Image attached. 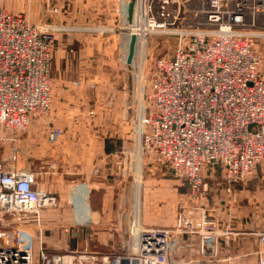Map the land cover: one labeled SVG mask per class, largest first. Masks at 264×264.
I'll return each instance as SVG.
<instances>
[{
    "label": "built area",
    "instance_id": "2783aa9c",
    "mask_svg": "<svg viewBox=\"0 0 264 264\" xmlns=\"http://www.w3.org/2000/svg\"><path fill=\"white\" fill-rule=\"evenodd\" d=\"M42 2L48 18L63 9L75 11L87 0ZM103 11L110 19L115 12L119 21L117 27L96 33L109 34L104 38L115 62L126 67L129 34H134L131 67L147 69L144 81L140 78L143 85L147 78L140 110L137 103L134 114L135 147L194 194L207 190L205 181L214 177L215 169L228 195L236 185L245 186L264 166V0H121ZM42 27L29 23L25 13L0 5V144L16 143L31 122L52 109L54 29ZM166 37L172 38L170 56L160 46ZM151 38L157 41L155 48L148 47ZM145 51L147 59L140 54ZM130 121L124 120L125 129ZM60 134L59 129H49L47 139L55 143ZM42 168L50 167L24 171L0 162V264H34L36 257L41 264H185L172 261V251L183 238L191 240L187 245L198 250L199 258H216L220 247L254 239L256 248L244 256L264 264V229L222 224L217 209L203 206L193 208L192 216L180 213L162 226H142L131 216L121 252L83 246L50 258L39 237L35 254L34 216L57 201L38 185ZM98 171L96 167L93 175ZM83 227L90 231L101 225ZM108 227L116 233L119 214Z\"/></svg>",
    "mask_w": 264,
    "mask_h": 264
},
{
    "label": "rangeland",
    "instance_id": "374dc122",
    "mask_svg": "<svg viewBox=\"0 0 264 264\" xmlns=\"http://www.w3.org/2000/svg\"><path fill=\"white\" fill-rule=\"evenodd\" d=\"M121 0H101V1H94V0H87V3L84 2L79 3L75 6V11L73 9L63 12L59 11L58 13L51 14L53 17L46 18L44 16L46 12V8L42 0H37L31 2L30 4H23L20 0H0V5L5 7L7 10L12 11L14 13L23 12L26 15L27 21L31 24L40 26L50 25L53 26L51 34L53 35L54 43L53 49L54 52L56 47L61 46L62 39L64 36H67L70 33L71 38L75 36H83V37H98L103 38L105 44L107 45V40L104 38V33L102 35L96 34L99 30H104L105 28L109 27H117L116 21L119 24L118 19L115 17V12H111V19L109 18L110 14L104 12L106 5L112 3L113 5H118ZM105 15V16H104ZM94 23V24H93ZM87 24H90L88 26ZM90 27V30L85 29ZM63 28H69V31L62 30ZM96 28L94 31L93 28ZM118 34H120L118 32ZM109 35V34H108ZM134 34H129V40L131 36ZM110 40L113 39V36H108ZM119 38V36L117 35ZM69 38V37H68ZM171 37H166L165 39L160 40L161 49H164L168 56L171 55L172 50L171 48ZM86 43V41H84ZM130 41L128 42L129 45ZM159 43V42H158ZM157 41L154 38H151L148 47L155 48L157 46ZM82 50H85L83 48ZM107 50V54L103 57V64L107 67L110 63V76L112 79L111 82H114L113 87L117 88V93L112 92L108 94L110 98H112L113 103L119 110V116L113 117V119H117L122 122L123 126L122 129L120 128L119 138L120 136H124V132H128L130 142V152H127L126 146L124 143L118 142L112 145V149H115L117 161L120 163L117 164L116 168L114 169L115 172L113 177H111L104 186L94 192L92 195L89 196V203L91 205H101V204H112L118 203L119 207V227L117 228L116 235L118 239L117 249L120 250V244L123 239L127 238L128 232L130 231V225L132 222V217L137 220V223L142 226H162L169 224L174 216H179L180 213L187 214L188 216L194 215L192 210L193 208H197L199 206L203 207H212L217 209V213L219 219L222 224L230 223L233 224L237 228L243 229L242 226L239 227L241 223H243L244 218L247 221L251 220V222H255L256 224L262 223L264 219V166L258 168L254 176L246 183L244 187V191H241V187H235V192H231L228 195L223 189V182L221 177L220 170H214L213 178H207L206 189L205 191H200L197 193H192L189 189L188 185L178 178H175L171 175V173L164 169V167H160L159 163L153 160V158H149L144 153H140V150L135 147V136L136 133V126L134 121L135 120V112L137 107V90L142 92L143 88L146 86L147 78H145L144 85L140 82V78L144 81V76L147 74V69H141L133 65L131 67V77H132V111L131 114L127 115L126 112V98L128 95L127 89V70L123 64H117L115 59L112 58V54H114L111 48L106 47L104 51ZM128 51V46H127ZM52 52V56L53 53ZM142 56H147V51L144 53L141 52ZM141 58V55H140ZM137 57L135 58L136 61ZM147 59V57H146ZM102 61V60H101ZM105 62V63H104ZM106 64V65H105ZM137 65V63H135ZM109 76V74H106ZM139 76V80L135 78V76ZM118 85V86H117ZM138 86V87H137ZM141 87V88H140ZM55 98V97H54ZM53 98V104H54ZM53 106L50 112H52ZM49 113L41 115L36 121L31 122L27 128V131H30L31 136H34V133L37 136V143H44L45 150L41 151L48 153H53L52 158L49 157V160L46 164L42 166H49L50 168H44L38 170V177L37 182L39 187L45 192H51L52 194L57 196L56 205L53 207H45L40 209L38 215L34 216V223H33V232L31 231V235H33L34 239L32 241V245L35 249L39 243L40 238L45 233L51 235H56V241L60 240L62 237V233L64 234H77L74 235L75 237L80 238L81 235H78L76 230H68L65 227H59L62 222H54V220L59 219L60 216L63 215L61 206L62 203V196L60 191L62 188L59 186L61 182L64 180L79 182L81 181L80 178L75 173H79L77 170V165H71L66 167L69 160L74 162L75 164L81 162V157H89L93 154H98L96 148L89 149V148H80L74 145L72 149H67L66 152H62L61 142L69 135L77 136V133H71L63 137V125L59 122L54 126H45L46 120H48ZM124 120H131L129 122L128 128L125 129ZM38 125H40L38 127ZM42 125L44 126L43 134L41 132ZM37 128V129H36ZM51 128L59 129L62 131L58 140L55 143H50L47 139L48 130ZM26 131V132H27ZM26 132L20 134L17 138V141L20 138H23L27 142ZM9 142V140H6ZM15 145L14 142L5 143L0 148L1 157L2 155H6L8 152L12 153L14 146H16V151L19 150L20 143ZM14 144V145H13ZM12 146V148H11ZM37 146V145H36ZM89 147V145H88ZM32 149L25 148V153L20 156L18 155V159L15 161L6 162L7 168H16L18 170H31L33 171V166L30 165V162L35 159V156H31ZM104 150V149H103ZM27 151V153H26ZM84 151V152H83ZM109 153V152H108ZM26 154V155H25ZM134 154H137L138 157V165L136 161L131 159V157H136ZM9 155V154H8ZM115 155V154H114ZM65 156V157H63ZM25 157V158H24ZM80 158V159H79ZM125 158L131 159V166H130V176H129V194H130V207L126 219V223H122V213L124 208V193L126 188V176H125ZM58 160H61L59 163ZM123 160V161H122ZM46 161V160H44ZM39 163V162H38ZM64 166V167H63ZM41 167L38 166L35 169ZM97 165L93 168L96 170ZM92 171V173H93ZM99 172V171H98ZM98 174V173H97ZM107 185V187H106ZM74 202L73 197L70 199ZM84 202L86 201L83 198ZM67 202V201H66ZM75 203V202H74ZM82 203V202H81ZM85 203H88L87 201ZM42 213V214H41ZM96 214H94V217ZM104 215V214H103ZM42 216H46L48 220H44ZM132 216V217H131ZM87 220H90L89 225L98 226L103 225L104 222L94 220L89 218L86 215ZM95 221V222H93ZM97 221V222H96ZM81 223H84L83 221ZM59 227V228H58ZM93 230L88 231V234H95L98 235L101 233V228H92ZM36 230V233H35ZM54 237V236H53ZM42 241V247H45V244ZM53 241V242H56ZM191 240L183 238L180 241V247H177L178 250L172 251V261L184 262L185 264H256L254 258L252 256L244 257L242 259H233L231 261H220L222 258L221 255H218L216 258H199L198 250L192 247H188L187 243ZM58 243V242H57ZM196 244V242H194ZM231 244V243H230ZM39 246V245H38ZM57 246H60L57 244ZM231 246V245H230ZM229 246V248H230ZM196 247V246H195ZM82 248V247H80ZM89 248V247H88ZM72 250V248L70 249ZM195 250V251H194ZM117 251V250H116ZM61 255V254H60ZM174 257V258H173ZM34 264H41L39 259L36 257Z\"/></svg>",
    "mask_w": 264,
    "mask_h": 264
},
{
    "label": "crops",
    "instance_id": "0c3cea01",
    "mask_svg": "<svg viewBox=\"0 0 264 264\" xmlns=\"http://www.w3.org/2000/svg\"><path fill=\"white\" fill-rule=\"evenodd\" d=\"M70 35L71 34L68 33L67 36H64L61 46L58 45L53 52L51 78L54 83L55 98L53 110L50 112L49 116H47L48 120H46L45 126H54L60 122L63 125V137H65L67 133H77V136L69 135L67 139L64 138L61 142L60 145L63 153L66 152L67 149L74 148L73 146L76 145L84 149L96 148L98 154H93L89 157H81L80 164H75L71 160L66 162V167L71 165L78 166L77 170L79 174L77 176L81 181L73 182L64 180V182L59 184L62 188L60 193L63 200V205L61 206L63 215L60 216L59 219L54 220V222H62L59 227H67L70 231H80L78 235L82 237L77 239V237L74 236L77 234L62 233L61 239L56 241V235L48 236L50 234L45 233L41 238L44 241L45 250L50 258L55 255L63 254L66 249L69 248L73 249L75 247L80 248L87 246L96 250H112L117 249L118 245L116 233L108 229V226H111L112 222L117 221V214L119 212L118 203L112 204L111 206L110 204L93 206L89 203V196L96 192L99 187L101 188L111 180L110 178L113 177L115 172L114 169L117 164L120 163L117 161L118 157L116 153H114L115 149L113 152L106 151L107 144L111 147L115 142L119 141L122 143L123 141V137L120 136L119 138L118 134L123 124L121 121L115 118L113 119V117L119 116V110L116 107L117 105L115 106V103H113L112 98L108 95L112 92L117 93V88L113 87L114 82L110 81L112 79L110 76V63L105 67L103 64V57H101L107 54V50H104L108 45L105 44L103 38H98L96 36L90 38L75 36L71 38ZM84 41H86V43H84ZM83 48H85V50H82ZM106 74H109V76ZM136 97L138 110H140L141 97L139 94H137ZM39 126L40 125H38V127ZM43 130L44 126L42 125V134ZM25 135L27 137V142L23 138L17 141V143H20V152L19 150L16 151V146H14L12 153L8 152L1 157L0 151V162L3 163L5 167L8 160L9 162L12 160L16 162L18 159L17 156H21L22 153H25V148L27 151L28 149H32V151L30 150L31 156H35V159L30 162V165L33 166V170L40 165L46 164L49 161L47 160L49 157L52 158L53 153H48V150L43 153L41 152L45 150V145L44 143H37V136L35 133L34 136H31L30 131H27ZM5 143H10V141L7 142L3 140L0 144V148H2L1 146ZM135 155L136 157H131V159L132 161L135 160L138 165V157L137 154H134V156ZM58 161L61 163V160ZM96 165L99 172L97 175H93L92 171ZM238 186L241 187L240 192L244 191L242 185H236L235 187L237 188ZM72 197L76 199L74 200L75 203L70 200ZM83 198L88 203H85L86 201L84 202ZM94 214H96V217H94ZM86 215L94 220L97 219V221H99L100 219L101 222H104L103 225H101L102 231L100 234H88L89 230L83 227V224L89 226L90 223ZM42 218L48 220L46 216H42ZM82 221L84 223H81ZM240 226L245 229H264V219L262 223L256 224L254 221H247V219L244 218L243 223H241L239 227ZM57 244L60 246H57ZM230 245V248L229 246L220 247L219 255L223 258L220 261H231L233 259L249 257L244 255L254 251L256 248V241L254 239H241L236 244Z\"/></svg>",
    "mask_w": 264,
    "mask_h": 264
},
{
    "label": "water",
    "instance_id": "95a60500",
    "mask_svg": "<svg viewBox=\"0 0 264 264\" xmlns=\"http://www.w3.org/2000/svg\"><path fill=\"white\" fill-rule=\"evenodd\" d=\"M132 9H133V3L129 4V8H128V14H129V18L131 17L132 14ZM135 36L132 35L130 38V43L128 46V54H127V59H126V70H127V98H126V112L127 115L131 114L132 111V105H131V99H132V77H131V63H132V59L134 56V51H135ZM124 144L126 146V150L127 152H130V139H129V135L128 132L125 135V139H124ZM125 176H126V188H125V193H124V208H123V215H122V223L125 224L126 223V219H127V215L129 212V207H130V194H129V186H128V182H129V176H130V166H131V159L130 158H125Z\"/></svg>",
    "mask_w": 264,
    "mask_h": 264
},
{
    "label": "trees",
    "instance_id": "16d2710c",
    "mask_svg": "<svg viewBox=\"0 0 264 264\" xmlns=\"http://www.w3.org/2000/svg\"><path fill=\"white\" fill-rule=\"evenodd\" d=\"M119 141H117L116 143H118ZM106 151H114V149H112V147H109L108 144H107V147H106ZM115 152V151H114Z\"/></svg>",
    "mask_w": 264,
    "mask_h": 264
},
{
    "label": "bare ground",
    "instance_id": "6f19581e",
    "mask_svg": "<svg viewBox=\"0 0 264 264\" xmlns=\"http://www.w3.org/2000/svg\"><path fill=\"white\" fill-rule=\"evenodd\" d=\"M139 80V79H138ZM138 87V86H137ZM141 88V87H140ZM137 94H139V96L141 97V92H139V90H137Z\"/></svg>",
    "mask_w": 264,
    "mask_h": 264
}]
</instances>
